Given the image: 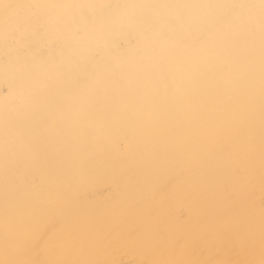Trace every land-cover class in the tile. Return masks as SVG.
Wrapping results in <instances>:
<instances>
[{
    "label": "bare ground",
    "instance_id": "obj_1",
    "mask_svg": "<svg viewBox=\"0 0 264 264\" xmlns=\"http://www.w3.org/2000/svg\"><path fill=\"white\" fill-rule=\"evenodd\" d=\"M0 264H264V0H0Z\"/></svg>",
    "mask_w": 264,
    "mask_h": 264
}]
</instances>
